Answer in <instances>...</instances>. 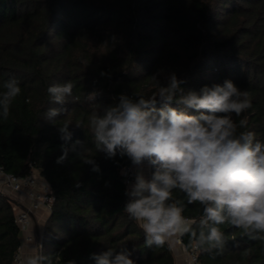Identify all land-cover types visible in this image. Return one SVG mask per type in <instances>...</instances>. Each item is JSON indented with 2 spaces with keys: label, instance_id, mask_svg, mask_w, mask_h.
Here are the masks:
<instances>
[{
  "label": "trees",
  "instance_id": "1",
  "mask_svg": "<svg viewBox=\"0 0 264 264\" xmlns=\"http://www.w3.org/2000/svg\"><path fill=\"white\" fill-rule=\"evenodd\" d=\"M171 73L185 90L231 80L247 91L251 107L233 120H246L238 131L264 142V0H0V93L10 76L22 89L8 118L0 116V168L18 176L36 171L49 184L53 202L39 255L51 264H95L93 253L123 246L135 264H175L171 246H146L143 230L124 210L122 169L130 161L97 152L88 128L93 111L121 94L152 95L151 77L166 85ZM67 81L75 85L72 96L64 106L53 103L47 88ZM60 107L68 111L45 117ZM66 121L72 123L67 142L58 131ZM62 145L69 151L58 164ZM86 156L99 172L83 162ZM152 171L149 166V178ZM174 198L185 204V217L199 218V204L188 205L178 191ZM14 209L0 192V264H14L21 245ZM219 227L222 254L197 249L199 264H264V242ZM180 238L189 249V235Z\"/></svg>",
  "mask_w": 264,
  "mask_h": 264
},
{
  "label": "clouds",
  "instance_id": "2",
  "mask_svg": "<svg viewBox=\"0 0 264 264\" xmlns=\"http://www.w3.org/2000/svg\"><path fill=\"white\" fill-rule=\"evenodd\" d=\"M151 79L156 84L152 95L121 94L117 103L88 116L96 151L107 159L126 157L135 169L134 181L125 191L124 210L143 230L146 246H171L176 237L187 234L190 246L222 254L225 237L220 225L242 229L251 239L264 242V142L252 131H238L247 127L246 120L239 124L233 120V114L240 116L251 107L249 93L231 80L196 91L181 87L185 82L175 73L166 85L155 74ZM3 87L0 116L7 119L22 89L14 76ZM74 87L70 81L53 83L47 92L53 103L64 106ZM90 95L95 99V93ZM67 111L51 108L44 115L53 119ZM71 124L66 121L58 128L65 142L71 140ZM62 151L58 164L69 149L62 145ZM83 162L100 171L93 157L86 156ZM146 164L154 169L150 178L144 173ZM175 191L184 194L188 205L202 207L199 218L183 215L185 204L174 198ZM91 258L95 264H135L124 246L93 253ZM46 261L51 264L47 257L35 255L28 256L25 264Z\"/></svg>",
  "mask_w": 264,
  "mask_h": 264
},
{
  "label": "built area",
  "instance_id": "3",
  "mask_svg": "<svg viewBox=\"0 0 264 264\" xmlns=\"http://www.w3.org/2000/svg\"><path fill=\"white\" fill-rule=\"evenodd\" d=\"M0 176L4 179L5 187L16 194L18 198L20 197L16 203L18 210L15 212V221L19 225L20 232L31 223V215L35 210L44 208L48 212L50 211L53 202L50 186L37 172L31 171L24 176H18L4 172L0 168ZM134 176L135 169L130 162L122 169V180L127 187L134 181ZM1 193L4 194V192ZM177 241L183 245L180 236L177 237ZM38 246L40 247V241ZM185 254L184 264H199L196 248L192 246L189 249L185 248ZM14 264H25L20 247L15 255Z\"/></svg>",
  "mask_w": 264,
  "mask_h": 264
},
{
  "label": "crops",
  "instance_id": "4",
  "mask_svg": "<svg viewBox=\"0 0 264 264\" xmlns=\"http://www.w3.org/2000/svg\"><path fill=\"white\" fill-rule=\"evenodd\" d=\"M145 170L146 165L144 167V172ZM12 201L16 207L17 200L12 199ZM48 215L49 212L44 208L35 210L31 215V223L20 232V253L23 257L24 262L28 256H35L37 254V249L39 247L38 244L41 239L43 226ZM171 248L175 256V264H184L186 255L185 247L177 241V237L172 242Z\"/></svg>",
  "mask_w": 264,
  "mask_h": 264
},
{
  "label": "rangeland",
  "instance_id": "5",
  "mask_svg": "<svg viewBox=\"0 0 264 264\" xmlns=\"http://www.w3.org/2000/svg\"><path fill=\"white\" fill-rule=\"evenodd\" d=\"M36 173V171H35ZM146 174V176L149 178V166L146 164V170L144 172ZM38 174V173H37ZM0 191L1 192H4V194H7L9 198L14 199V200H18L19 198L17 197L16 194H14L11 190H9L7 187H5V182H4V179L0 176ZM15 210H17V207H15ZM41 241V239H40ZM39 250H40V247H38L37 249V254L36 255H39Z\"/></svg>",
  "mask_w": 264,
  "mask_h": 264
},
{
  "label": "water",
  "instance_id": "6",
  "mask_svg": "<svg viewBox=\"0 0 264 264\" xmlns=\"http://www.w3.org/2000/svg\"><path fill=\"white\" fill-rule=\"evenodd\" d=\"M119 74H121V73H119ZM1 192V191H0Z\"/></svg>",
  "mask_w": 264,
  "mask_h": 264
}]
</instances>
